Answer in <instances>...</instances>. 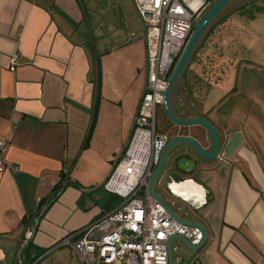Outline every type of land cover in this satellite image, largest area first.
I'll return each instance as SVG.
<instances>
[{
	"label": "crops",
	"instance_id": "crops-1",
	"mask_svg": "<svg viewBox=\"0 0 264 264\" xmlns=\"http://www.w3.org/2000/svg\"><path fill=\"white\" fill-rule=\"evenodd\" d=\"M210 24L169 94L176 118L207 120L219 142L178 194L200 208L185 217L171 207L203 228L204 243L196 251L171 244L188 264H264V118L254 136L243 90L228 84L249 62L245 47L236 68H203ZM145 84L144 26L132 0H0V139L5 163L17 168L0 173V264H79L59 242L119 206L103 184ZM158 109V134L212 152L204 127H178Z\"/></svg>",
	"mask_w": 264,
	"mask_h": 264
},
{
	"label": "built area",
	"instance_id": "built-area-1",
	"mask_svg": "<svg viewBox=\"0 0 264 264\" xmlns=\"http://www.w3.org/2000/svg\"><path fill=\"white\" fill-rule=\"evenodd\" d=\"M132 1L144 26L146 84L129 141L103 184L106 193L120 198L119 206L59 242L73 250L79 264H168L170 239L181 236L192 246L204 240L201 226L172 218L150 196L148 182L169 142L156 132L162 93L195 22L212 4L209 0ZM16 58L11 57L10 70ZM6 147L7 141L0 139V173L17 170L3 159Z\"/></svg>",
	"mask_w": 264,
	"mask_h": 264
},
{
	"label": "water",
	"instance_id": "water-1",
	"mask_svg": "<svg viewBox=\"0 0 264 264\" xmlns=\"http://www.w3.org/2000/svg\"><path fill=\"white\" fill-rule=\"evenodd\" d=\"M230 1L231 0H215L210 8L205 12V14L195 22L194 29L190 37L188 38L171 74L169 75L167 87L164 93H162L163 107L170 121L178 127L193 125L204 127L208 137V141L212 145V152L207 153L196 141L188 137H175L174 139L169 141L165 148L162 150L158 165L149 179L148 193L150 194V196L155 201L160 202L166 212L172 218L180 222L184 221H182V219L177 216V214L171 209V207L175 208L178 213L182 214V216L189 217L195 214V212H197V210L201 206L198 201L193 204L185 200L182 196L178 195L182 192L183 185L185 184L182 183V181L185 180V175L189 174L194 169L196 162L199 161L198 158L212 160L217 157L220 147L216 132L207 120H181L173 115L170 107L169 94L177 78L185 69L192 51L201 34ZM182 145H188L191 148L192 152L188 149H185ZM155 190L159 192L161 197H158L155 194ZM163 199H165V202L163 201ZM166 202L169 203L170 206L167 205ZM173 240L181 241L183 245H185V247H187L190 251H196L200 249L204 243L202 241L199 245L192 246L184 237L181 236L170 239L167 242L169 253L168 264H188V260L190 259L187 254L178 255L179 248L172 247L171 243ZM193 264H197V262H194Z\"/></svg>",
	"mask_w": 264,
	"mask_h": 264
},
{
	"label": "rangeland",
	"instance_id": "rangeland-1",
	"mask_svg": "<svg viewBox=\"0 0 264 264\" xmlns=\"http://www.w3.org/2000/svg\"><path fill=\"white\" fill-rule=\"evenodd\" d=\"M254 1L256 0H231L210 26L232 13L225 22V30L220 33L221 39L224 41L227 31L228 40L238 39L240 44L248 50L246 60L249 62L241 61L238 67L229 73L227 80L230 88L237 85L239 90H243L241 94L247 105L245 109L249 117V127L255 136L257 133L261 134V117L264 118V0ZM250 2H254V5L247 6L242 11H236ZM217 37L218 35L214 36L213 41L210 42L211 45L216 42ZM239 56L241 54L238 53L236 45L232 44L224 58L231 61L235 59L237 62ZM157 127L159 129L158 121Z\"/></svg>",
	"mask_w": 264,
	"mask_h": 264
},
{
	"label": "trees",
	"instance_id": "trees-1",
	"mask_svg": "<svg viewBox=\"0 0 264 264\" xmlns=\"http://www.w3.org/2000/svg\"><path fill=\"white\" fill-rule=\"evenodd\" d=\"M256 1H258V0H256ZM256 1H254V2H256ZM254 2H250V3H247L245 5H242L236 11H242V10L246 9L247 6L254 5ZM231 14L232 13H230L226 17L218 20L215 27H213L207 33V36H206L207 39L206 40L209 42L213 41L212 37L217 36V35H218V37L216 38V42L214 44H212V46H210L209 54L206 55L203 59V62H206V65H203V68H212L213 64H214V66H213L214 68H220V69L222 67H225V69H229L230 67L236 68L237 67L236 63H239V61L235 62V59L233 61H231L230 59H226V58H224L226 54L222 53L225 49L227 52V50L231 47L232 44L236 45V49H237L238 53H240L241 55L243 53H245L243 46L240 44L238 39H235V40H228L227 39V37H228L227 35H229V33L227 31L225 33L224 41L221 39L222 34H220V33L222 30H225L224 24ZM220 40H221V42H219ZM200 58H201V56H197V59H200ZM60 190H61V188L59 187L57 192H59Z\"/></svg>",
	"mask_w": 264,
	"mask_h": 264
},
{
	"label": "flooded vegetation",
	"instance_id": "flooded-vegetation-1",
	"mask_svg": "<svg viewBox=\"0 0 264 264\" xmlns=\"http://www.w3.org/2000/svg\"><path fill=\"white\" fill-rule=\"evenodd\" d=\"M210 2H212L213 0H209Z\"/></svg>",
	"mask_w": 264,
	"mask_h": 264
}]
</instances>
